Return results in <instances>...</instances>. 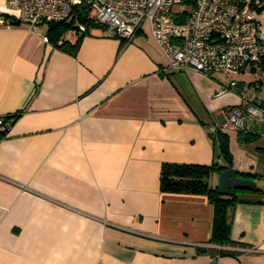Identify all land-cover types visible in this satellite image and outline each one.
<instances>
[{
    "label": "crops",
    "instance_id": "crops-1",
    "mask_svg": "<svg viewBox=\"0 0 264 264\" xmlns=\"http://www.w3.org/2000/svg\"><path fill=\"white\" fill-rule=\"evenodd\" d=\"M48 24L40 35L0 27V116L12 119L0 138V264H264V194L238 192L231 242L218 245L207 196L159 185L163 162L228 165L211 124L228 136L230 166L257 173L252 153L235 160L225 122L245 85L166 71L147 21L130 40L89 27L74 51L48 40Z\"/></svg>",
    "mask_w": 264,
    "mask_h": 264
},
{
    "label": "built area",
    "instance_id": "built-area-1",
    "mask_svg": "<svg viewBox=\"0 0 264 264\" xmlns=\"http://www.w3.org/2000/svg\"><path fill=\"white\" fill-rule=\"evenodd\" d=\"M5 6L12 13L0 14V27L24 24L38 35L43 24L76 19L81 8L91 21L114 30L124 40H130L147 21L166 59V71L234 74L258 69L260 76L250 87L253 91L264 88V70L260 68L264 59V0H6ZM77 25L78 34L86 30L85 24L77 21ZM236 85L232 78L230 87ZM222 92L220 89L213 95ZM237 97L238 103L225 115L226 124L244 130L246 112H250L264 128V99L244 89ZM11 124L10 117L0 116V138ZM209 128L212 134L218 130L214 124ZM208 264H214L213 257Z\"/></svg>",
    "mask_w": 264,
    "mask_h": 264
},
{
    "label": "trees",
    "instance_id": "trees-1",
    "mask_svg": "<svg viewBox=\"0 0 264 264\" xmlns=\"http://www.w3.org/2000/svg\"><path fill=\"white\" fill-rule=\"evenodd\" d=\"M191 1L192 0H184L186 3H190ZM75 15L76 19L71 18L67 22H49L47 36L48 40L52 42L54 46L74 51L82 33L89 27L100 26L87 17L86 11L83 8L80 10L77 9ZM76 20L86 26V30L81 34L77 32L78 25ZM69 30L76 32L78 35L77 40L74 43L68 41L60 42V38ZM260 68L264 70V59H262L260 63ZM215 136L218 137V141L221 139L228 140L227 134L220 130H217L214 134V138ZM254 136L256 135L250 132H246L244 135L240 134V136L238 134L240 140H245L247 142L253 140ZM228 155L229 154L224 155L226 160ZM225 167L226 165L215 162L211 164L163 162L159 175V185L162 191L199 193L207 196L209 202L213 205L212 228L208 241L218 245H226L231 242L230 211L234 203L238 199H242L238 197V192L244 191L242 189H237L233 194H221L217 191L216 182H210L209 177L212 174L217 175V173ZM237 173L240 176H246L245 173ZM247 191L264 194V189L257 185L253 189ZM222 252L223 251H221V253Z\"/></svg>",
    "mask_w": 264,
    "mask_h": 264
},
{
    "label": "rangeland",
    "instance_id": "rangeland-1",
    "mask_svg": "<svg viewBox=\"0 0 264 264\" xmlns=\"http://www.w3.org/2000/svg\"><path fill=\"white\" fill-rule=\"evenodd\" d=\"M259 70L256 69L255 71H252L251 73H234V74H229V75H224V74H220V73H216L223 82H229V78H234L236 80H239V83L237 85V87H240V84L245 85L244 90L248 91L246 85L249 81L257 78L260 76L259 74ZM236 87V88H237ZM260 92L261 96H264V88H262L261 90H258ZM257 90L254 91L255 93L258 92ZM252 130L255 131V141H253L254 143H250L247 142L245 140H240L239 138L236 140V147L238 149V154L234 153V157L235 160H240L239 158L243 159L244 157H246L244 155V153H252L253 155H255L257 158V164L255 165L256 167V172L255 174H250V176L252 177V179L256 182V185L262 189H264V149H259V148H255L254 145H260V146H264V133H262V131H264V128H262V124L259 121V118L254 115L251 114L250 112H246V125L244 130H235L237 131L236 133L239 134H245L246 132H252ZM235 131H233V135H235ZM252 145V146H251ZM240 153H243L242 156ZM239 175V174H238ZM212 176V175H211ZM211 176L209 178H211ZM240 176V175H239ZM249 176V175H248ZM244 177V176H243ZM214 180L217 179V176L214 174L213 175Z\"/></svg>",
    "mask_w": 264,
    "mask_h": 264
},
{
    "label": "water",
    "instance_id": "water-1",
    "mask_svg": "<svg viewBox=\"0 0 264 264\" xmlns=\"http://www.w3.org/2000/svg\"><path fill=\"white\" fill-rule=\"evenodd\" d=\"M87 8V6H84ZM229 144L226 139L219 140V148L223 155H228L227 163L232 162V156L229 151ZM256 186V182L249 177L239 176L236 169L230 165H227L224 169L217 173L216 188L221 194H233L235 190H251ZM199 251L206 250L204 246H198Z\"/></svg>",
    "mask_w": 264,
    "mask_h": 264
}]
</instances>
